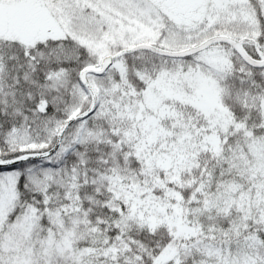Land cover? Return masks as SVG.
I'll list each match as a JSON object with an SVG mask.
<instances>
[{
	"label": "snow or ice",
	"instance_id": "obj_1",
	"mask_svg": "<svg viewBox=\"0 0 264 264\" xmlns=\"http://www.w3.org/2000/svg\"><path fill=\"white\" fill-rule=\"evenodd\" d=\"M0 264H264V0H0Z\"/></svg>",
	"mask_w": 264,
	"mask_h": 264
}]
</instances>
